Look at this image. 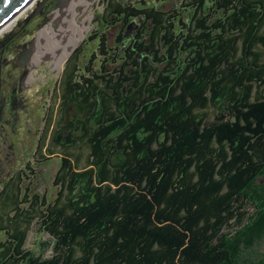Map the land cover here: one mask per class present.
I'll list each match as a JSON object with an SVG mask.
<instances>
[{
	"label": "trees",
	"instance_id": "obj_1",
	"mask_svg": "<svg viewBox=\"0 0 264 264\" xmlns=\"http://www.w3.org/2000/svg\"><path fill=\"white\" fill-rule=\"evenodd\" d=\"M103 3L56 86L57 190L18 172L0 264H238L264 231V0Z\"/></svg>",
	"mask_w": 264,
	"mask_h": 264
},
{
	"label": "flooded vegetation",
	"instance_id": "obj_2",
	"mask_svg": "<svg viewBox=\"0 0 264 264\" xmlns=\"http://www.w3.org/2000/svg\"><path fill=\"white\" fill-rule=\"evenodd\" d=\"M62 1L42 0L40 7L38 5L34 8L31 7L15 24L0 33V224L3 225L7 223L6 212L9 210V207L6 204L10 203L8 194L11 191L13 179L18 178V172L20 171L17 166L18 134L21 133V129L28 127L26 125L30 122L28 117L29 113L34 114L33 108L36 106L33 100L41 90L43 91L41 87L51 78L48 75L41 74L46 64L44 66H38L34 74L35 79L29 80L32 69L30 60L35 57L38 49L35 45L36 34L46 25L43 26L46 22L45 18L49 14L52 16V13ZM55 4L57 6L52 10ZM99 17L100 15L97 16V19ZM94 31L98 34L96 41H94V44H96V42L102 40L103 32L100 29H97V31L95 29ZM93 35L89 38H92ZM51 72L52 75L58 74L52 70ZM61 75L62 73L54 81L53 87L50 89L51 95L55 98L58 95L56 86ZM42 106L46 107L45 105ZM49 106L47 109H44L43 115L46 116L44 130L46 128L48 130L49 127L47 124L49 121L48 117H50L51 106ZM44 137L42 131L40 137L38 136L37 138L38 141L35 150L36 155H42L38 161L40 166L49 162L53 156V147L44 148V151L52 152L51 155L45 154L44 151L43 153L41 152L45 145ZM47 146L48 144L46 143ZM0 233L5 236L3 231H0Z\"/></svg>",
	"mask_w": 264,
	"mask_h": 264
},
{
	"label": "rangeland",
	"instance_id": "obj_3",
	"mask_svg": "<svg viewBox=\"0 0 264 264\" xmlns=\"http://www.w3.org/2000/svg\"><path fill=\"white\" fill-rule=\"evenodd\" d=\"M153 3H157L160 1L163 4L171 5V2L173 0H151ZM95 3V4H94ZM92 5L90 10L93 12L92 20L90 21L91 28L89 31L84 35L82 40L79 42L78 46L74 49L71 56L75 53V50L79 47L80 44L83 43V41H87L85 43V49L82 56V62L85 63L90 59V55L92 51L96 48V44H94V39L90 40V36L93 35V31L97 29L99 26V22L97 20V16L101 14L103 11L104 3L103 0H96ZM37 4L33 5L32 8H34ZM57 4H55V7L52 8L54 10L56 8ZM21 18V17H20ZM51 18V14H49L45 21L48 22ZM82 19V17H81ZM46 22L43 24V26L46 24ZM42 26V27H43ZM114 37V34H112ZM88 41L90 44H88ZM70 56V57H71ZM69 57V58H70ZM69 60V59H68ZM68 62V61H67ZM66 62V63H67ZM64 64L63 68L57 72L58 74L52 75L51 73V66L46 65L45 69L41 71V74L48 75L51 78L48 82H46L41 89L43 88V91L41 90L40 93L35 96V99L33 100L34 108L33 112L34 114L29 113V124L26 125L28 127L21 129V133L18 134V169L20 172H24L23 177L26 173L29 174L31 181L33 184L31 185L32 189L36 192H39L41 194H45L49 196L50 198L55 194L57 188L54 184V177L55 174L59 168L60 161L58 157H53L49 162H46L42 166L39 165L38 161L42 157V155H36V144L38 141V136L40 137V133L43 131V136H45L42 153L44 151V148H51V126L50 122L52 123L57 118V99L51 95L50 89H52L54 81L58 78V76L62 73V71L65 68ZM47 77V76H46ZM50 84V85H49ZM48 87V88H47ZM49 89V90H47ZM41 105H45L46 107ZM51 107H50V106ZM48 106L50 107V114L48 117V125L49 128L44 130V125L46 124V119L44 114V109H47ZM47 112V111H46ZM45 112V114H46ZM46 143L48 146L46 147ZM58 151V150H57ZM45 154H52V152H48L47 150L44 151ZM29 165V166H28ZM26 172V173H25ZM29 178V177H28ZM27 178V179H28ZM28 181V180H27ZM28 183V182H26ZM255 195L258 196V202L260 205H264V174L261 175V177L257 180L256 186H255ZM38 226L35 224L30 230H29V236H28V246H32L35 238L39 235L38 233ZM228 229V227H227ZM257 231V230H256ZM3 234L0 233V239L3 238ZM45 237L47 235L45 234ZM238 264H262L264 263V231L262 234L257 238L251 246H247L244 248V245L242 247V252H240V255L237 257Z\"/></svg>",
	"mask_w": 264,
	"mask_h": 264
},
{
	"label": "bare ground",
	"instance_id": "obj_4",
	"mask_svg": "<svg viewBox=\"0 0 264 264\" xmlns=\"http://www.w3.org/2000/svg\"><path fill=\"white\" fill-rule=\"evenodd\" d=\"M95 1L63 0L52 13L50 20L36 34L35 45L38 49L30 60V81L35 79L38 66L47 64L55 73L63 68L72 51L91 28L93 12L90 8Z\"/></svg>",
	"mask_w": 264,
	"mask_h": 264
},
{
	"label": "water",
	"instance_id": "obj_5",
	"mask_svg": "<svg viewBox=\"0 0 264 264\" xmlns=\"http://www.w3.org/2000/svg\"><path fill=\"white\" fill-rule=\"evenodd\" d=\"M41 3L42 0H0V33L15 24L33 5L40 7Z\"/></svg>",
	"mask_w": 264,
	"mask_h": 264
}]
</instances>
